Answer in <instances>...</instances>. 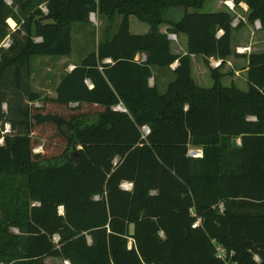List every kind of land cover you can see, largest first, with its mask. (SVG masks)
Masks as SVG:
<instances>
[{
	"label": "trees",
	"instance_id": "obj_1",
	"mask_svg": "<svg viewBox=\"0 0 264 264\" xmlns=\"http://www.w3.org/2000/svg\"><path fill=\"white\" fill-rule=\"evenodd\" d=\"M10 1L0 0V264H264V52L232 47L246 23L228 0L209 12L208 0ZM231 1L264 29V0ZM94 13L119 18L115 32L44 101L59 111L34 108L31 58L69 56L72 25ZM170 35L186 38L185 54ZM233 55L247 61L244 90L232 72L224 83ZM192 58L221 62L210 87L195 82ZM175 62L164 92L150 86ZM43 126L59 155L35 152Z\"/></svg>",
	"mask_w": 264,
	"mask_h": 264
},
{
	"label": "rangeland",
	"instance_id": "obj_2",
	"mask_svg": "<svg viewBox=\"0 0 264 264\" xmlns=\"http://www.w3.org/2000/svg\"><path fill=\"white\" fill-rule=\"evenodd\" d=\"M7 4H10V0H5ZM220 0H208L204 8L201 10L203 12H209V11H217L216 9V3ZM230 1V0H228ZM222 2V1H221ZM233 3V2H232ZM238 10L236 7L234 8L235 12L239 17H244V21L246 23L245 28L237 31H233L231 34V40L234 42L236 36H242L241 43L242 45L245 44L248 47H252L251 52H264V29H258L260 26L257 24V22L254 23H247V17H246V10L247 7L244 4H239ZM41 9L45 11V8L41 6ZM243 15V16H242ZM133 22L138 21L135 18H131ZM8 25L10 29L15 28V23L12 21V23ZM119 18H115L113 21V25L111 26L109 19L106 16H101L96 13L91 14L89 17L88 23H75L71 27V53L69 56L66 57H47V56H35L31 58L30 60V87L33 92L38 93L41 96L42 101L34 102L31 105L35 108H42L45 112L47 110H55L54 106H47V102H44L51 96V94H54L56 85L59 83V81L63 78V76L66 74V68L64 70V66L66 65V60H76L78 62L77 65L80 64V59L88 55L89 53L96 50L97 45L109 38L114 32H115V25L118 23ZM111 26L110 30H107V28ZM257 25V27H256ZM13 26V28H12ZM131 29L134 31V27L132 26ZM258 29V30H257ZM37 40V39H36ZM236 45H239V43H236ZM234 49V48H233ZM242 49H238V51H241ZM221 64L219 61L210 60V65L206 66L204 62H201L200 59L196 60V63L192 66V70L194 73V80L196 83L203 87H210L212 85V79L210 74V69L216 68ZM158 70V69H155ZM222 73L225 74L224 77V83L228 84L230 82V71L229 68L227 69H221ZM162 73L159 78L164 80L160 84V89L162 86H165V84L169 83V81H172L174 77L172 78L169 73L171 72L170 69H162L160 70ZM235 82L239 85L241 89H246L244 87V81L243 79H236ZM154 84L157 85V82L154 80ZM166 84V86H167ZM160 91V90H159ZM124 109L122 105H120ZM3 111H6V104L3 105ZM120 111V110H119ZM62 112V111H61ZM250 120H254V118H250ZM4 131L9 132V126L4 125ZM143 131V130H142ZM4 132V133H5ZM52 127L50 126H43L38 127L35 129L34 137L37 138V140L40 142V145L35 148L36 153L44 154L45 156L52 157L59 155L62 150L63 146L56 141H50V136H52ZM144 133V131H143ZM237 145L240 144V140L236 139ZM2 143V140H0ZM195 151L194 153L201 152L200 149H193L191 148L189 152ZM74 155H72V160H74ZM197 155V154H196ZM194 155V156H196ZM13 233H17L16 229L12 230ZM56 242V239H55ZM43 264H64V261L57 259V258H46L43 261Z\"/></svg>",
	"mask_w": 264,
	"mask_h": 264
},
{
	"label": "crops",
	"instance_id": "obj_3",
	"mask_svg": "<svg viewBox=\"0 0 264 264\" xmlns=\"http://www.w3.org/2000/svg\"><path fill=\"white\" fill-rule=\"evenodd\" d=\"M215 7L217 8L216 10L219 9L220 1H218L216 3ZM132 26L134 27L135 30L133 31L131 29V31H133V32H135L137 34H143V33L147 32V27L146 26H143L141 24H137L136 22H133V20H131V27ZM245 27H247L246 24L243 26V28H245ZM160 30H161L162 33H164V32H166L167 27H165V26L161 27ZM241 39H242V36H236L235 41L232 42V47L236 48L238 46H247L245 44H243V45L241 44V43H243L241 41ZM236 43H239V45H236ZM251 49H252V47H251ZM171 52L173 54H177V55L185 54V52H186V38L183 35H176L175 36L174 42L171 43ZM246 54H247V52H246ZM83 59H84V57L82 59H80V61L83 60ZM135 60L136 61H144L145 60V56L144 55H137ZM196 60H198V59L197 58H192V66L196 63ZM200 61L203 62L201 58H200ZM109 62H110V60H106L105 61V63H109ZM65 64L66 65L64 66V70H65V68L67 69L66 70V74H67V73H70L72 70L75 69V67L77 66L78 62L76 60H68V61L66 60ZM246 64H247L246 59L239 58V57H236V56L233 55V56L229 57L226 60V62L223 65L222 68L223 69L229 68L230 71H232V73H233V76L231 78L232 80L235 81L236 79H238V78L241 79V77H242L243 81L245 82ZM177 65H178L177 62H175L172 66H170L169 69L171 70V72L176 68ZM160 70H162V69H160ZM160 70L159 69L158 70H155V69L153 70L152 78L150 79L149 84H150V86L154 85V80H155L157 82V86H158L159 90L161 92H164L167 83L165 84V86H162L161 89H160V84L164 80V78L163 79L159 78V76L162 73H164V72L161 73ZM167 73H169L170 76L173 78L172 73H170V72H167ZM192 75L194 77L193 70H192ZM168 82H170V81L168 80ZM58 84L56 85V87L58 86ZM87 85H88L89 88H92V84L91 83L87 82ZM55 97H56V93L55 92H54V94H51V96H49V98H55ZM115 108H113V110H115Z\"/></svg>",
	"mask_w": 264,
	"mask_h": 264
},
{
	"label": "built area",
	"instance_id": "obj_4",
	"mask_svg": "<svg viewBox=\"0 0 264 264\" xmlns=\"http://www.w3.org/2000/svg\"><path fill=\"white\" fill-rule=\"evenodd\" d=\"M224 3H225V5H226L229 9H231V10L234 9V4L232 3L231 0H230V1H225ZM238 22H239V20H238V18H236V19L233 21L232 25H233V26H236V25L238 24ZM256 27H257V25H256ZM169 38H170V39H174V36H173V35H170ZM36 41H40V39H37ZM9 45H10V40H9V38H7L6 40L3 41V43L1 44V47H3V48H7V47H9ZM244 51H246V49H242V50L239 51V52H244ZM115 109H118V110H120V111H125V110H124L122 107H120V106L116 107ZM143 131H144L145 134L148 133V129H147V128H143ZM4 132H5V131H4ZM7 132H8V131H7ZM194 152H195V151H194ZM194 152L191 151V152L188 153V155H189V156H192V157H200V156L202 155V152H197V153H194ZM196 154H197V155H196ZM194 155H196V156H194ZM132 186H133L132 183L123 182V183L121 184L120 187H121V189H123V190H125V191H130V190L132 189ZM198 223H199V222L195 223V225H194L193 227H195ZM216 256H217L219 259L223 260L224 262L227 260V252H226L225 249H223L221 246H218V247L216 248ZM64 264H70V263L67 262V261H64Z\"/></svg>",
	"mask_w": 264,
	"mask_h": 264
},
{
	"label": "water",
	"instance_id": "obj_5",
	"mask_svg": "<svg viewBox=\"0 0 264 264\" xmlns=\"http://www.w3.org/2000/svg\"><path fill=\"white\" fill-rule=\"evenodd\" d=\"M115 110H118V109H115ZM118 111H119V110H118ZM231 144H232V147H237V146H239V144L237 145V141H236L235 139H232ZM61 212H62V209H61Z\"/></svg>",
	"mask_w": 264,
	"mask_h": 264
},
{
	"label": "bare ground",
	"instance_id": "obj_6",
	"mask_svg": "<svg viewBox=\"0 0 264 264\" xmlns=\"http://www.w3.org/2000/svg\"><path fill=\"white\" fill-rule=\"evenodd\" d=\"M10 23H12V22H9V24H10ZM12 28H13V26H12Z\"/></svg>",
	"mask_w": 264,
	"mask_h": 264
},
{
	"label": "clouds",
	"instance_id": "obj_7",
	"mask_svg": "<svg viewBox=\"0 0 264 264\" xmlns=\"http://www.w3.org/2000/svg\"><path fill=\"white\" fill-rule=\"evenodd\" d=\"M257 24L259 25V23L257 22ZM260 26V25H259Z\"/></svg>",
	"mask_w": 264,
	"mask_h": 264
}]
</instances>
